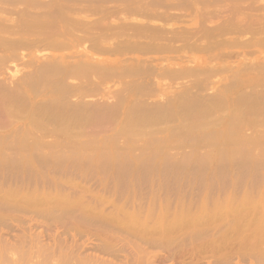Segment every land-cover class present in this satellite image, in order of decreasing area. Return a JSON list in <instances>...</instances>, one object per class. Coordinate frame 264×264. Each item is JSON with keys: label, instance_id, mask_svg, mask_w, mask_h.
Instances as JSON below:
<instances>
[{"label": "rangeland", "instance_id": "obj_1", "mask_svg": "<svg viewBox=\"0 0 264 264\" xmlns=\"http://www.w3.org/2000/svg\"><path fill=\"white\" fill-rule=\"evenodd\" d=\"M260 12L263 14L260 15L261 19L264 16V0H5V2L1 0L0 38L3 39H0V42L2 41L0 44V94L2 90L3 93L6 94L7 91L8 93L7 96L1 94L2 99H0V116H2L0 121H5L2 122V125L0 124V208L3 207L0 209V237L13 239L22 233L31 234V236L39 233L43 235V241L50 242L49 239L53 236L67 238V235V242L74 240L76 243L73 241V244L77 246L84 244L81 254L99 257L103 264H131L132 259L129 254L132 252V243L136 240L134 238L135 234L155 231L163 239L172 236L173 241L176 235L182 237V233L184 235V233L192 232L195 233V237H198V234L196 236L197 229L210 228L208 227L210 225L213 228H217L218 225L223 227L229 221L230 224L232 222V224L235 223L238 226V223L243 219L244 221L247 219L245 222L243 221L244 223L241 222L243 227L247 221L248 226H250L251 220L256 227H260L261 222V225H264L261 221L264 218V125L261 124L264 123V117L261 115L253 116H258L253 125L250 122L251 118L255 121L252 116L243 117L244 123L241 124V120L239 124L237 122L238 125H234V122L230 119L233 117L232 114L235 115L233 113L235 109L233 110L232 106L235 104L233 102H235L236 96L239 95L237 91L241 90L240 92L244 93L246 90L244 93L246 94L250 90L255 93L256 90L264 89V68L260 70L258 66H255L256 60L263 59L264 41L253 43L249 40H253V34H256L252 32L260 29V33H263L264 37V28H262L264 19L260 21V19L255 18L258 17ZM259 25L260 29H258ZM3 26L5 30H3ZM237 28L240 31H237ZM260 33L256 35L262 37ZM50 35L52 36L50 37ZM251 35L253 38H251ZM4 39L9 40L5 42ZM41 39L44 41H41ZM244 40L245 43L247 42L246 44H243ZM33 41L37 44L36 46ZM181 46L182 48H180ZM99 47L101 50H99ZM248 53H251V55ZM43 65L49 67V69ZM243 67L245 70H242ZM256 67L259 69H256ZM36 70H41L39 76ZM258 70H260V73ZM43 71L46 72L43 73ZM56 79L59 80L56 82ZM229 80L232 84H229L230 86H228ZM235 81H238L237 86H235ZM15 84L17 87L19 85L18 90L21 88L18 91L20 92L19 95H17L18 92H15L17 91ZM251 86L253 88H250ZM259 92L255 94H259ZM140 93H142V96ZM12 94L17 95V99L22 94L24 95L22 96L23 99H15L14 102L13 97L11 99L14 104L16 103L15 106L18 102L19 106L22 107L23 105L24 110L26 109L25 113L23 110V114H19L22 109H18L19 106L13 108L14 104L7 106L12 103L9 100L13 96ZM260 94L264 97V90ZM4 96H6V99ZM6 100L10 103L8 104ZM262 101L264 102V100ZM263 102L262 104H264ZM4 103L8 108H11V110L8 109L10 113L13 109L21 110L20 112L17 110L19 115L16 114V116L13 111L12 115L9 113L10 116L6 117L8 112L4 113L6 110V106H3ZM214 103H217L215 105L218 107L214 106ZM42 104L49 109L46 110L44 106H41ZM159 106L160 108H158ZM168 106L170 107L167 108ZM199 108L205 111H201ZM209 108L212 109L209 110ZM52 111L61 112L58 115ZM110 111L112 112L110 113ZM126 112L129 114H126ZM132 112L134 115L131 114ZM199 112L200 114H198ZM46 113L52 119L49 116L47 117ZM30 115L35 116L30 119L28 118L31 117ZM41 115L45 117L42 118ZM55 115L59 116L60 119L59 117L55 119ZM113 116L116 118L113 119ZM158 116L164 117L158 119ZM171 117H174V119ZM259 117L263 120H259L261 123L258 124H261V126L256 125ZM47 118H49V121ZM101 118L106 119L102 120ZM37 119L46 120L44 126L41 125L43 121L40 122ZM98 119L100 120L98 121ZM123 119L128 122H124ZM136 119H142L141 123L137 122ZM166 119H168V122L165 121ZM6 120H8V123H6ZM81 120L82 124H80ZM54 121L59 126L57 124L56 126ZM234 121L236 123L237 120ZM195 122L197 126H195ZM230 122L232 123L231 126ZM134 123H137L136 126ZM178 126H180L179 129ZM55 129H58V132ZM48 130H51L52 134H49L51 132ZM134 131L136 134L133 133ZM182 131H184L183 135L180 134ZM84 132L85 134H83ZM55 133L58 134L53 135ZM169 135L171 136L169 137ZM210 135L213 138L209 137ZM134 139H137V141ZM261 145L263 146L261 147ZM6 146L7 149L4 148ZM12 191L13 193H11ZM10 194L14 195L12 196L13 199ZM245 196L247 199H244ZM228 201H233V204L230 203V205ZM241 201H245V203L243 202L244 206H251L254 203L251 206L252 208L248 207L251 208V211L246 208L243 210ZM249 201L250 204H246ZM71 205L72 207H70ZM232 205H234L233 208L235 206L236 208L241 207L243 212L240 210V214L235 213L239 211V208L238 211L233 212ZM62 207L64 208L62 209ZM76 207L78 208L76 209ZM52 208L57 210L55 209V211ZM61 209L64 214L70 212L68 214L70 216L67 215L70 219L72 218L71 215L74 218L82 215L86 217L85 220L87 218L90 221L93 220L95 225L89 227L90 230H88L82 224L85 222L82 221L83 217H76L81 219L82 227L80 226L79 230L65 228V225L66 227L71 226L67 225L68 218L66 215L63 214L64 217L61 215L63 213ZM212 209H215L214 213ZM220 210L223 217L219 213ZM59 212L63 218L56 217L59 216ZM226 213H229L228 216ZM94 215L95 217H93ZM244 215H247L246 218H244ZM216 217L218 221H216ZM57 218H61V220ZM58 220L65 221V224L60 223ZM101 220L104 221L101 223H106V226H104L106 228L98 226L102 225L99 224ZM198 220L201 222L206 220L204 223L202 222L204 226ZM90 221L88 220V222ZM93 222L91 221V224ZM93 227L99 230L101 228V231L95 229L98 231L95 232L92 229ZM140 227L141 232H139ZM237 229V235H241V232L246 233L243 228L242 231H239L238 227ZM91 231L97 234L99 240H101V236H110L113 243L111 247L114 250L111 247L110 249L115 253L111 252L109 248H107V251H105L106 249L103 251L105 254L95 250V245L100 241L97 240L96 234L92 236ZM229 231H231L229 233L236 236L235 231L234 233H232L233 230L229 229ZM165 232H168L170 236ZM160 233H165L168 237L164 234L163 237ZM172 234L176 235L173 237ZM207 236L204 235V239L202 237L203 242L205 238H209V235ZM113 238H115L114 242ZM185 239L184 243L187 240V243H190L193 238ZM168 240H164L165 245L163 242L161 245L160 243L151 245L152 247L144 245L146 251L154 256L153 264L223 263L213 261L214 259L208 254L209 252L203 254L204 257L196 262V256L192 255L194 253L191 254L189 249L193 246H199L198 244L202 241L199 240V237L195 239L198 244H194L193 239V246L191 244L185 246L186 255L184 257L183 255L180 257V253L175 254V251H173L174 246L170 250L173 243ZM168 242L172 244L169 245ZM166 245L168 249H165L167 248ZM186 248L189 250L188 252ZM198 248L200 249V247ZM195 250L191 252H195ZM170 251H173L174 254L171 257L165 254H169ZM232 259L223 264H250L248 260L239 261L235 257ZM145 260L146 258L143 257L140 264H144ZM69 262L68 264H74L73 261Z\"/></svg>", "mask_w": 264, "mask_h": 264}, {"label": "bare ground", "instance_id": "obj_2", "mask_svg": "<svg viewBox=\"0 0 264 264\" xmlns=\"http://www.w3.org/2000/svg\"><path fill=\"white\" fill-rule=\"evenodd\" d=\"M1 1V0H0ZM9 1V0H8ZM16 1V0H15ZM23 1V0H22ZM4 2H5V0H4ZM26 2V1H25ZM24 2V3H25ZM28 2V1H27ZM29 2H31V1H29ZM35 2V1H34ZM47 2V1H46ZM256 2H258V1H256ZM9 3V2H8ZM12 3H13V1H12ZM36 3H38V2H36ZM11 4V3H10ZM30 4V3H29ZM2 6H3V4H2ZM10 6V5H9ZM29 6V5H28ZM40 6V5H39ZM258 6V5H257ZM5 7V6H4ZM250 7V6H249ZM254 7V6H253ZM261 7V6H260ZM259 7V8H260ZM134 8V7H133ZM6 9H8V8H6ZM111 9V8H110ZM4 10V9H3ZM22 10H24V9H22ZM106 10V9H105ZM113 10V9H112ZM130 10H131V8H130ZM134 10H135V8H134ZM134 10H133V12H134ZM125 11V10H124ZM157 11V10H156ZM256 11V10H255ZM258 11V10H257ZM260 11V10H259ZM4 12H6V10H4ZM11 12V11H10ZM18 12H20V11H18ZM24 12V11H23ZM28 12V11H27ZM48 12V11H47ZM109 12V11H108ZM128 12V11H127ZM162 12V11H161ZM7 13V12H6ZM22 13V12H21ZM29 13V12H28ZM43 13V12H42ZM45 13V12H44ZM43 13V14H44ZM59 13V12H58ZM113 13V12H112ZM115 13V12H114ZM129 13V12H128ZM137 13V12H136ZM158 13V12H157ZM13 14V13H12ZM37 14H39V13H37ZM56 14V13H55ZM162 14H163V12H162ZM199 14V13H198ZM27 15V14H26ZM42 15V14H41ZM57 15V14H56ZM104 15V14H103ZM114 15V14H113ZM182 15V14H181ZM249 15V14H248ZM260 15L262 16L263 14L260 12V13H258V17H255L257 20H259L260 19ZM37 16H39V15H37ZM43 17H44V15H42ZM41 16V17H42ZM47 16V15H46ZM51 16H53V15H51ZM159 16V15H158ZM246 16V15H245ZM252 16V15H251ZM257 16V15H256ZM31 17V16H30ZM33 17V16H32ZM35 17V16H34ZM57 17H58V15H57ZM60 17V16H59ZM148 17V16H147ZM150 18H151V16H149ZM153 17H154V15H153ZM264 17V16H263ZM261 18L262 20L264 19V18ZM62 18V17H61ZM60 18V19H61ZM63 19V18H62ZM261 19H260V21H261ZM1 20H2V17H1ZM3 21V20H2ZM8 21V20H7ZM63 21V20H62ZM190 21V20H189ZM264 21V20H263ZM55 22V21H54ZM199 22V21H198ZM259 22V21H258ZM25 23V22H24ZM28 23H29V21H28ZM44 23H45V21H44ZM52 23V22H51ZM263 23V22H262ZM1 24V23H0ZM34 24V23H33ZM234 24H235V22H234ZM237 24V23H236ZM245 24V23H244ZM252 24V23H251ZM260 24H261V22H260ZM3 25V24H2ZM5 25V24H4ZM28 25V24H27ZM40 25V24H39ZM52 25V24H51ZM51 25H50V27H51ZM220 25V24H219ZM255 25V24H254ZM257 25V24H256ZM11 26V25H10ZM38 26V25H37ZM42 26V25H41ZM146 26V25H145ZM149 26V25H148ZM264 26V25H263ZM262 26V28H264ZM4 27V26H3ZM23 27V26H22ZM27 27V26H26ZM43 27V26H42ZM151 27V26H150ZM149 27V28H150ZM214 27V26H213ZM236 27V26H235ZM238 27H239V25H238ZM243 27V26H242ZM7 28H8V26H7ZM109 28V27H108ZM152 28V27H151ZM222 28V27H221ZM250 28V27H249ZM52 29V28H51ZM153 29H155L154 27H153ZM152 29V30H153ZM161 29V28H160ZM169 29V28H168ZM191 29V28H190ZM243 29H244V27H243ZM258 29H260V25H259V28ZM3 30H5V27H4V29ZM10 30V29H9ZM58 30V29H57ZM109 30V29H108ZM141 30H143V29H141ZM148 30V29H147ZM163 30V29H162ZM165 30H166V28H165ZM205 30V29H204ZM239 29L237 28V31H238ZM1 31H2V29H1ZM37 31V30H36ZM156 31V30H155ZM157 31H158V29H157ZM185 31V30H184ZM187 31V30H186ZM206 31V30H205ZM208 31H209V29H208ZM236 31V32H237ZM240 31V30H239ZM253 31V30H252ZM255 31V30H254ZM260 31H261V29L260 30H257L256 32H252V33H256L257 35H259V33H260ZM3 32V31H2ZM11 32V31H10ZM29 32V31H28ZM31 32V31H30ZM51 32V31H50ZM50 32H48V33H50ZM92 32V31H91ZM233 32V31H232ZM26 33V32H25ZM42 33V32H41ZM48 33H46V34H48ZM56 33V32H55ZM55 33H53V34H55ZM122 33V32H121ZM162 33V32H161ZM208 33V32H207ZM210 33V32H209ZM223 33V32H222ZM226 33V32H225ZM238 33H240V32H238ZM243 33V32H242ZM245 33V32H244ZM251 33V34H252ZM18 34V33H17ZM33 34V33H32ZM36 34V33H35ZM44 34V33H43ZM52 34V35H53ZM57 34V33H56ZM95 34V33H94ZM104 34V33H103ZM231 34V33H230ZM254 35L253 34V37H254V39H255V41H254V39L252 40V39H249L250 40V42H260V43H262L263 41H264V37H263V33L261 34L260 33V36L262 35V37H259V36H257V35ZM52 35H50V37L52 36ZM117 35V34H116ZM183 35V34H182ZM214 35V34H213ZM218 35V34H217ZM222 35V34H221ZM20 36V35H19ZM61 36V35H60ZM80 36V35H79ZM102 36V35H101ZM104 36V35H103ZM128 36V35H127ZM162 36V35H161ZM2 37V36H1ZM58 37V36H57ZM97 37V36H96ZM144 37V36H143ZM160 37V36H159ZM175 37V36H174ZM184 37V36H183ZM187 37V36H186ZM185 37V38H186ZM195 37V36H194ZM197 37V36H196ZM222 37V36H221ZM252 37V35H251V38H253ZM5 38H7V37H5ZM154 38H155V36H154ZM158 38V37H157ZM161 38V37H160ZM164 38H165V36H164ZM163 38V39H164ZM182 38V37H181ZM0 39H3V38H0ZM46 39V38H45ZM103 39V38H102ZM150 39V38H149ZM156 39V38H155ZM5 40V42L7 41V40H9V39H4ZM13 40V39H12ZM16 40H18L17 38H16ZM24 40H25V38H24ZM23 40V41H24ZM30 40V39H29ZM38 40V39H37ZM43 39H41V41H42ZM47 40V39H46ZM171 40V39H170ZM184 40H186V39H184ZM189 40V39H188ZM248 40V41H249ZM259 40V41H258ZM15 41V40H14ZM14 41H12V42H14ZM21 41V40H20ZM20 41H18V42H20ZM32 41V40H31ZM31 41H30V43H31ZM34 41H36V39H34ZM33 41V42H34ZM44 41V40H43ZM53 41V40H52ZM175 41V40H174ZM2 42V41H1ZM1 42H0V44H1ZM4 42V41H3ZM172 42H173V40H172ZM193 42V41H192ZM236 42V41H235ZM17 43V42H16ZM21 43V42H20ZM114 43V42H113ZM152 43V42H151ZM187 43V42H186ZM247 43V42H246ZM245 43V40H244V43L243 44H246ZM264 43V42H263ZM9 44V43H8ZM7 44V45H8ZM18 44V43H17ZM26 44V43H25ZM28 44H29V42H28ZM34 44H35V42H34ZM43 44V43H42ZM96 44V43H95ZM116 44V43H115ZM144 44V43H143ZM142 44V45H143ZM150 44V43H149ZM192 44V43H191ZM190 44V45H191ZM239 44V43H238ZM237 44V45H238ZM250 44V43H249ZM257 44V43H256ZM21 45H22V43H21ZM20 45V46H21ZM37 44H35V46H36ZM39 45V44H38ZM44 45V44H43ZM47 45V44H46ZM50 45V44H49ZM114 45V44H113ZM154 45V44H153ZM160 45V44H159ZM164 45V44H163ZM188 45V44H187ZM248 45V44H247ZM5 46H6V44H5ZM4 46V47H5ZM12 46V45H11ZM24 46V45H23ZM28 46V45H27ZM31 46V45H30ZM34 46V45H33ZM140 46V45H139ZM155 46V45H154ZM166 46V45H165ZM186 46V45H185ZM262 47H263V44L261 45ZM15 47V46H14ZM38 47V46H37ZM41 47V46H40ZM46 47V46H45ZM96 47V46H95ZM141 47V46H140ZM146 47V46H145ZM151 47H152V45H151ZM171 47V46H170ZM192 47V46H191ZM190 47V48H191ZM6 48V47H5ZM18 48V47H17ZM21 48V47H20ZM27 48V47H26ZM100 48V47H99ZM103 48V47H102ZM106 48V47H105ZM139 48V47H138ZM155 48V47H154ZM161 48H162V45H161ZM168 48V47H167ZM180 48H182V46L180 47ZM203 48V47H202ZM3 49V48H2ZM110 49V48H109ZM144 48L142 47V50H143ZM157 49H158V47H157ZM166 49V48H165ZM173 49V48H172ZM193 49H195V48H193ZM198 49V48H197ZM8 50V49H7ZM13 50V49H12ZM16 50V49H15ZM99 50H101V48L99 49ZM136 50H138V49H136ZM153 50V49H152ZM163 50V49H162ZM3 51V50H2ZM17 51V50H16ZM110 51H111V49H110ZM156 51V50H155ZM161 51V50H160ZM159 51V52H160ZM176 51V50H175ZM179 51V50H178ZM195 51V50H194ZM197 51V50H196ZM249 51V50H248ZM141 52V51H140ZM169 52V51H168ZM106 53V52H105ZM146 53V52H145ZM247 53V52H246ZM3 54V53H2ZM248 54H250L251 55V53H248ZM23 55V54H22ZM9 57V56H8ZM11 57V56H10ZM174 57V56H173ZM2 58V57H1ZM169 58V57H168ZM258 59V58H257ZM4 61V60H3ZM25 63V62H24ZM256 64H255V66H258L259 68H260V70H261V68H264V55H263V59H261V60H256V62H255ZM3 64H5V63H3ZM42 64H44V63H42ZM46 64V63H45ZM44 64V65H45ZM1 65V64H0ZM43 65V66H44ZM57 65V64H56ZM55 65V66H56ZM91 65V64H90ZM147 65V64H146ZM250 65H251V63H250ZM247 66V65H246ZM44 67H46V66H44ZM51 67H52V64H51ZM146 67V66H145ZM252 68H254L253 66H251ZM258 67H256V69L258 68ZM3 68V67H2ZM40 68H41V65H40ZM40 68H38V69H40ZM47 68V67H46ZM55 68V67H54ZM57 68V67H56ZM258 68V69H259ZM9 69V68H8ZM47 69H49V67L47 68ZM53 69V68H52ZM58 69H59V67H58ZM63 69V68H62ZM73 69V68H72ZM148 69V68H147ZM146 69V70H147ZM151 69V68H150ZM244 69V67L242 68V70ZM42 70H44V69H42ZM95 70V69H94ZM107 70V69H106ZM143 70V69H142ZM239 70H241V69H239ZM245 70V69H244ZM260 70H258L259 71V73H260ZM56 71V70H55ZM60 71V70H59ZM77 71V70H76ZM79 71V70H78ZM86 71H88V70H86ZM90 71H92V70H90ZM97 71V70H96ZM152 71V70H151ZM177 71V70H176ZM262 71H263V69H262ZM262 71H261V73H262ZM36 72H41V70L40 71H37L36 70ZM46 71H43V73H45ZM51 72H53V71H51ZM61 72V71H60ZM62 72H63V70H62ZM67 72V71H66ZM69 72H70V70H69ZM95 72V71H94ZM108 72V71H107ZM106 72V73H107ZM144 72V71H143ZM154 72V71H153ZM188 72V71H187ZM192 72V71H191ZM234 72V71H233ZM235 72H237V71H235ZM239 72V71H238ZM264 72V71H263ZM4 73H5V71H4ZM58 73V72H57ZM80 73V72H79ZM96 73V72H95ZM94 73V74H95ZM146 73V72H145ZM172 73V72H171ZM174 73V72H173ZM184 73H185V71H184ZM183 73V74H184ZM193 73V72H192ZM26 74V73H25ZM30 74V73H29ZM28 74V75H29ZM41 73H39V74H37L38 76L40 75ZM56 74V73H55ZM69 74V73H68ZM68 74H66V75H68ZM162 74H163V72H162ZM182 74V73H181ZM236 74V73H235ZM36 75V76H37ZM54 75V74H53ZM73 75V74H72ZM110 75V74H109ZM170 75V74H169ZM180 75V74H179ZM178 75V76H179ZM234 75V74H233ZM263 75V74H262ZM94 76V75H93ZM108 76V75H107ZM181 76V75H180ZM238 76V75H237ZM31 77V76H30ZM234 77V76H233ZM42 78H43V76H42ZM71 78H72V76H71ZM85 78V77H84ZM30 79V78H29ZM38 79H39V77H38ZM37 79V80H38ZM45 79V78H44ZM233 79V78H232ZM235 79V78H234ZM263 79V78H262ZM24 80V79H23ZM22 80V81H23ZM59 80V79H58ZM57 79L55 80L56 82L58 81ZM264 80V79H263ZM33 81V80H32ZM40 81V80H39ZM52 81V80H51ZM230 81V80H229ZM239 81V80H238ZM238 81L236 82L235 81V86H237V83H238ZM2 82V81H1ZM19 82H20V80H19ZM38 82V81H37ZM48 82V81H47ZM56 82H55V84H56ZM24 83V82H23ZM33 83V82H32ZM51 83V82H50ZM233 83V82H232ZM240 83V82H239ZM21 84V83H20ZM59 84V83H58ZM66 84V83H65ZM229 84H231V81H230V83H228V86H230ZM234 84V83H233ZM16 85V84H15ZM23 85V84H22ZM62 85V84H61ZM232 85V84H231ZM3 86V85H2ZM59 86H60V84H59ZM65 86V85H64ZM234 86V85H233ZM18 87H19V85H18ZM17 87V85H16V89L18 88ZM61 87V86H60ZM232 87V86H231ZM31 88V87H30ZM145 88V87H144ZM250 88H253L252 86L250 87ZM11 89V88H10ZM15 89V90H16ZM24 89V88H23ZM140 89V88H139ZM249 89V88H248ZM5 90V89H4ZM9 90V89H8ZM20 90H21V88H20ZM20 90H18L17 89V91H15L16 93L18 92V91H20ZM31 90H32V88H31ZM137 90V89H136ZM243 90V89H242ZM264 90V89H263ZM263 90H258V91H260V92H262ZM5 91H7V90H5ZM55 91V90H54ZM142 91V90H141ZM241 91V90H240ZM238 92L237 91V93L239 94L238 96H236V100H234L235 102H233V113H235V115H233L232 113H229L230 115L232 114V118H230L233 122H234V125H238L239 124V122L242 120V118L243 117H248V116H256V115H261L262 117H264V104H262V100H264V97H263V93L262 94H260V92H259V94L257 95V94H255L256 92H258L257 90L255 91V93H253V90H250L248 93H246V94H244L245 92H246V90L244 91V93L243 92ZM32 92H34V91H32ZM52 92H53V88H52ZM143 92V91H142ZM183 92V91H182ZM181 92V93H182ZM186 92V91H185ZM224 92H225V90H224ZM7 93H8V91L6 92V94L5 93H3V90H2V96L3 95H6L7 96ZM22 93V92H21ZM38 93V92H37ZM64 93V92H63ZM237 93H236V95H237ZM1 94H0V99H2V96H1ZM20 94V92H18L17 93V95H19ZM118 94V93H117ZM142 93H140V95H141ZM217 94V93H216ZM13 95V94H12ZM16 95V96H17ZM63 95V94H62ZM66 95H68V94H66ZM119 95V94H118ZM182 95H184V94H182ZM193 95V94H192ZM6 96H4L5 97V99H6ZM16 96H11L10 98H9V100H10V102H12V99H13V102H14V100L15 99H17V97ZM22 96H24L23 94H22ZM22 96H19V98L18 99H20V98H22ZM142 96V95H141ZM163 96V95H162ZM215 96V95H214ZM9 97V96H8ZM7 97V98H8ZM13 97V98H12ZM16 97V98H15ZM119 97V96H118ZM217 97V96H216ZM12 98V99H11ZM120 98V97H119ZM183 98V97H182ZM17 99V100H18ZM23 99V98H22ZM217 99V98H216ZM223 99V98H222ZM191 100V99H190ZM194 100V99H193ZM202 100V99H201ZM209 100H210V98H209ZM1 101V100H0ZM21 101V100H20ZM23 101V100H22ZM45 101V100H44ZM47 101V100H46ZM50 101V100H49ZM49 101H47V102H49ZM57 101V100H56ZM184 101V100H183ZM203 101V100H202ZM211 101V100H210ZM215 101V100H214ZM221 101V100H220ZM219 101V102H220ZM3 102H4V100H3ZM6 102L8 103V100H6ZM5 102V103H6ZM9 102V103H10ZM10 103V105H7V106H11V104L13 105L14 103ZM16 102V101H15ZM43 102V101H42ZM41 102V103H42ZM46 102V103H47ZM51 102V101H50ZM60 102H62L61 100H60ZM135 102V101H134ZM163 102V101H162ZM192 102V101H191ZM195 102H197V101H195ZM223 102V101H222ZM221 102V103H222ZM4 103V104H5ZM8 103V104H9ZM21 103V102H20ZM74 103H76V102H74ZM179 103V102H178ZM225 103V102H224ZM223 103V104H224ZM264 103V102H263ZM2 104V103H1ZM3 104V106L5 107L6 106V104L4 105ZM16 104V103H15ZM15 104H14V106H12L13 108H17L20 104H19V102H18V104L15 106ZM57 104V103H56ZM55 104V105H56ZM115 104V103H114ZM117 104V103H116ZM132 104H133V101H132ZM169 104V103H168ZM185 104V103H184ZM215 104H217V103H214V106H216V107H218L217 105H215ZM220 104V103H219ZM39 105V104H38ZM138 105V104H137ZM191 105V104H190ZM196 105V104H195ZM194 105V106H195ZM209 105V104H208ZM210 105H211V103H210ZM6 106V107H7ZM41 106H44L45 107V105H41ZM49 106V105H48ZM53 106V105H52ZM115 106V105H114ZM132 106V105H131ZM130 106V108H132ZM164 106V105H163ZM179 106V105H178ZM184 106V105H183ZM182 106V107H183ZM188 106V105H187ZM193 106V107H194ZM222 106V105H221ZM235 106V107H234ZM1 107V106H0ZM4 107H2V108H4ZM5 107V111H4V113L5 112H8V109L9 110H11V108H6ZM20 108H18V109H22V111H21V113H19V114H23L22 112H23V110H24V106L22 105V107L21 106H19ZM90 107V106H89ZM102 107V106H101ZM100 107V108H101ZM110 107V106H109ZM108 107V108H109ZM112 107V106H111ZM137 107V106H136ZM135 107V108H136ZM151 107V106H150ZM154 107V106H153ZM170 106H168L167 108H169ZM199 107V106H198ZM198 107H196V108H198ZM202 107V106H201ZM223 107V106H222ZM230 107V106H229ZM38 108V107H37ZM43 108V107H42ZM46 108V110H48L49 108L48 107H45ZM44 108V109H45ZM48 108V109H47ZM53 108H54V106H53ZM59 108H61L60 106H59ZM97 108V107H96ZM108 108H106V109H108ZM128 108V107H127ZM130 108H128V109H130ZM149 108V107H148ZM158 108H160V106L158 107ZM158 108H157V110H158ZM166 108V107H165ZM178 108H180V107H178ZM185 108V107H184ZM189 108V107H188ZM195 108V107H194ZM103 109V108H102ZM115 109V108H114ZM113 109V110H114ZM162 109V108H161ZM172 109V108H171ZM190 109V108H189ZM193 109V108H192ZM200 109V108H199ZM198 109V110H199ZM210 109H212V108H209V110ZM216 109V108H215ZM221 109V108H220ZM3 110V109H2ZM16 109H13L12 110V112L14 111L15 112V115L17 114V115H19L18 113H17V110L15 111ZM26 110V109H25ZM24 110V113L26 112ZM35 110V109H34ZM40 110H41V108H40ZM59 110V109H58ZM63 110V109H62ZM112 110V111H113ZM127 110V109H126ZM131 110V109H130ZM140 110V109H139ZM163 110V109H162ZM180 110V109H179ZM201 110V109H200ZM208 109H207V111H209ZM213 110H214V107H213ZM212 110V111H213ZM218 110V109H217ZM223 110V109H222ZM222 110H220V111H222ZM0 111H1V109H0ZM44 111V110H43ZM109 111V110H108ZM112 111H110V113L112 112ZM118 111V110H117ZM129 111V110H128ZM133 111V110H132ZM156 111V110H155ZM161 111V110H160ZM166 111V110H165ZM168 111H169V109H168ZM191 111V110H190ZM196 111H197V109H196ZM201 111H205V110H201ZM206 111V112H207ZM219 111V110H218ZM231 111V110H230ZM237 111V112H236ZM12 112L10 113V111L8 112V115L6 116V117H9L10 116V114L12 115ZM13 112V113H14ZM42 112V111H41ZM47 112V111H46ZM52 112H54V111H52ZM51 112V113H52ZM56 112V114H58V113H60L61 111H59L58 113H57V111H55ZM54 112V113H55ZM137 112V111H136ZM140 112V111H139ZM152 112V111H151ZM150 112V113H151ZM170 112V111H169ZM172 112V111H171ZM183 112H184V110H183ZM189 112V111H188ZM10 113V114H9ZM36 113H37V111H36ZM43 113V112H42ZM41 113V114H42ZM45 113V112H44ZM53 113V114H54ZM64 113V112H63ZM113 113L115 114V112L113 111ZM128 112H126V114H127ZM129 113H130V111H129ZM128 113V114H129ZM146 113H147V111H146ZM156 113V112H155ZM164 113V112H163ZM162 113V114H163ZM176 113H178V112H176ZM182 113V112H181ZM210 113H213V112H210ZM76 114V113H75ZM80 114H81V112H80ZM109 114V113H108ZM113 114V115H114ZM117 114V113H116ZM119 114V113H118ZM117 114V115H118ZM132 115H134L133 114V112L131 113ZM152 114V113H151ZM158 114H160V113H158ZM162 114H160V115H162ZM166 114V113H165ZM168 114V113H167ZM198 114H200V112L198 113ZM205 114V113H204ZM2 115V114H1ZM14 115V116H15ZM16 115V116H17ZM43 115H45V114H43ZM52 115V114H51ZM58 115H60V114H58ZM78 115V114H77ZM86 116H87V114H85ZM89 115V114H88ZM117 115H114V116H117ZM164 115V114H163ZM206 115V114H205ZM222 115V114H221ZM229 115V116H230ZM4 116H5V114H4ZM31 117H28V118H32V116L33 115H30ZM35 116V115H34ZM33 116V117H34ZM37 116H38V114H37ZM42 116V115H41ZM46 116H47V113H46ZM48 116H49V114H48ZM47 116V117H48ZM96 116V115H95ZM100 116H101V114H100ZM110 116V115H109ZM113 116V119L114 118H116V117H114ZM135 116H136V114H135ZM138 116V115H137ZM145 116V115H144ZM185 116H187V115H185ZM191 116V115H190ZM214 116V115H213ZM257 116V117H258ZM1 117L2 116H0V120H1ZM5 117V118H6ZM13 117V116H12ZM24 117V116H23ZM40 117V116H39ZM43 117H45V116H42V118ZM49 117H51V116H49ZM59 116H56L55 115V119H57ZM80 117V116H79ZM85 117V116H84ZM102 117H104L103 115H102ZM106 117V116H105ZM126 117V116H125ZM143 117V116H142ZM155 117H157V116H155ZM159 117V116H158ZM160 117H164V116H160ZM160 117L158 118V119H160ZM182 117V116H181ZM184 117V116H183ZM192 117V116H191ZM216 117V116H215ZM257 117H253L254 119H255V121H253L252 120V118H251V120H250V122H252L251 124L253 125L255 122H256V119H257ZM4 118V117H3ZM4 118V119H5ZM36 118V117H35ZM34 118V119H35ZM98 118H100L99 116H98ZM108 118V117H107ZM131 118H132V116H131ZM145 118H146V116H145ZM166 118H168V117H166ZM172 118V117H171ZM180 118V117H179ZM234 118V119H233ZM6 119H8V118H6ZM29 119V120H30ZM33 119V118H32ZM41 119V118H40ZM40 119H37V120H39L40 122L41 121H43L42 122V124L41 123H39V124H41L42 126H44V122L46 121V120H40ZM48 119V121H49V118H47ZM51 119H52V117H51ZM51 119H50V121H51ZM59 119H60V117H59ZM59 119H58V122H59ZM72 119V118H71ZM78 119V118H77ZM89 120H90V117L88 118ZM95 120H96V118H94ZM102 119V118H101ZM104 119H106V118H104ZM104 119H102V120H104ZM127 119H128V117H127ZM133 119H135V118H133ZM169 119V118H168ZM168 119H166L165 121H167ZM172 119H174V117L172 118ZM191 119V118H190ZM201 119V118H200ZM210 119V118H209ZM230 119H229V121H230ZM237 120L236 121V123H235V121L234 120ZM244 119V118H243ZM246 119V118H245ZM264 119V118H263ZM9 120V119H8ZM8 120H6L7 122L6 123H8ZM54 120V119H53ZM63 120V119H62ZM74 120V119H73ZM83 120V119H82ZM82 120H81V123L80 124H82ZM86 120V119H85ZM84 120V121H85ZM100 119H98V121H99ZM108 120V119H107ZM111 120V119H110ZM124 120V122L126 121L125 119H123ZM122 120V121H123ZM132 120V119H131ZM137 120V119H136ZM156 120V119H155ZM154 120V121H155ZM186 120H188V119H186ZM192 120H193V117H192ZM191 120V121H192ZM215 120V119H214ZM218 120V119H217ZM239 120V121H238ZM248 121H249V119H247ZM259 120H261V118L259 117L258 118V122L256 123V125L258 124V123H261V122H259ZM55 121H57V120H55ZM55 121H54V123H55ZM72 121V120H71ZM75 121H76V119H75ZM78 121V120H77ZM84 121H83V123H84ZM87 121V120H86ZM98 121H96V122H98ZM106 121V120H105ZM105 121H104V123H105ZM109 121V120H108ZM140 122L141 123V121H142V119L141 120H137V122ZM150 121H152L153 122V120L152 119H150ZM150 121H149V123H150ZM172 121V120H171ZM175 121V120H174ZM189 121V120H188ZM190 121V122H191ZM204 121V120H203ZM216 121V120H215ZM261 121H263V120H261ZM1 123V125H2V122H5L4 120L3 121H0ZM10 122V121H9ZM31 122V121H30ZM53 122V121H52ZM52 122H50V124L52 123ZM67 122V121H66ZM70 122V121H69ZM90 122V121H89ZM95 122V121H94ZM100 122H102V121H100ZM110 122V121H109ZM126 122H128V121H126ZM130 122H132V121H130ZM134 122V121H133ZM144 122H146L145 120H144ZM168 122V121H167ZM186 122V121H185ZM201 122H202V120H201ZM237 122H238V124H237ZM246 122V121H245ZM254 122V123H253ZM36 123V122H35ZM71 123V122H70ZM103 123V122H102ZM112 123H113V121H112ZM147 123H148V121H147ZM180 123H182V122H180ZM193 123H194V121H193ZM205 123H206V121H205ZM208 123V122H207ZM217 123V122H216ZM244 123V121L242 120L241 121V124H243ZM248 123V122H247ZM38 124V125H39ZM48 124V123H47ZM53 124V123H52ZM57 124V122L55 123V125ZM63 124H65V123H63ZM73 124V123H72ZM71 124V125H72ZM77 124H78V122H77ZM80 124H78V125H80ZM85 124V123H84ZM90 124V123H89ZM92 124V123H91ZM96 124V123H95ZM111 124V123H110ZM123 124V123H122ZM125 125H126V123H124ZM128 124H130V123H128ZM128 124H127V126H128ZM135 124V123H134ZM134 124H132V125H134ZM137 124V123H136ZM136 124H135V126H136ZM151 124V123H150ZM159 124H161V123H159ZM177 124H179V123H177ZM231 122H230V126H231ZM250 124V123H249ZM261 124H263L264 125V123H261ZM261 124H258V126H261ZM4 125V124H3ZM7 126H8V124H6ZM37 125V124H36ZM55 125L53 124V126L55 127ZM58 125V124H57ZM56 125V126H57ZM62 125V124H61ZM97 125V124H96ZM104 125V124H103ZM125 125H124V127H125ZM140 125V124H139ZM158 125V124H157ZM156 125V126H157ZM198 125H200V124H198ZM229 125V124H228ZM252 125H250V126H252ZM40 126V125H39ZM41 126V127H42ZM59 126V125H58ZM66 126V125H65ZM69 126V125H68ZM75 126H77V125H75ZM95 126V125H94ZM110 126H112V125H110ZM113 126H114V124H113ZM130 126V125H129ZM138 126V125H137ZM146 126V125H145ZM144 126V127H145ZM148 126V125H147ZM185 126V125H184ZM195 126H197L196 125V122H195ZM201 126V125H200ZM242 126V125H241ZM244 126V125H243ZM53 127V128H54ZM74 127V126H73ZM79 127V126H78ZM78 127L76 128L77 130H78ZM80 127H81V125H80ZM83 127V126H82ZM86 127V126H85ZM84 127V128H85ZM92 127V126H91ZM98 127V126H97ZM133 127V126H132ZM140 127V126H139ZM143 127V128H144ZM160 127V126H159ZM158 127V128H159ZM179 127L180 126H178V129H179ZM186 127V126H185ZM190 127V126H189ZM211 127H212V125H211ZM1 128H2V126H1ZM56 128V127H55ZM58 128V127H57ZM70 128V127H69ZM90 128V127H89ZM122 128V127H121ZM120 128V129H121ZM128 128V127H127ZM127 128H126V130H127ZM135 128V127H134ZM191 128V127H190ZM194 128V127H193ZM197 128V127H196ZM202 128V127H201ZM232 128V127H231ZM236 128V127H235ZM237 128H238V126H237ZM37 129V128H36ZM52 129V128H51ZM59 129V128H58ZM58 129H55V131H57ZM65 129H67V128H65ZM80 129V128H79ZM82 129V128H81ZM93 129V128H92ZM141 129V128H140ZM147 129H148V127H147ZM156 129V128H155ZM154 129V130H155ZM161 129V128H160ZM189 129V128H188ZM227 129H228V127H227ZM53 130V129H52ZM85 130V129H84ZM123 130V129H122ZM184 130V129H183ZM186 130V129H185ZM194 130V129H193ZM192 130V131H193ZM230 130V129H229ZM259 130V129H258ZM263 130V129H262ZM36 131V130H35ZM49 131V130H48ZM72 131H73V128H72ZM104 131H105V129H104ZM125 131V130H124ZM123 131V132H124ZM169 131H171V130H169ZM181 131V130H180ZM188 131V130H187ZM190 131V130H189ZM11 132V131H10ZM16 132V131H15ZM49 132H51V130L49 131ZM58 132V131H57ZM78 132V131H77ZM86 132V131H85ZM85 132L83 133V134H85ZM88 133H89V131H87ZM118 132V131H117ZM120 132H121V130H120ZM119 132V133H120ZM151 132V131H150ZM158 132V131H157ZM156 132V133H157ZM160 132V131H159ZM184 131H182L180 134H182ZM229 132V131H228ZM237 132H238V130H237ZM260 132H261V130H260ZM259 132V133H260ZM17 133V132H16ZM30 133V132H29ZM74 133V132H73ZM87 133V134H88ZM128 133V132H127ZM133 133H135V131L133 132ZM137 133H138V131H137ZM15 134V133H14ZM31 134V133H30ZM33 134V133H32ZM49 134H52V132L51 133H49ZM58 133H55V134H53V135H57ZM71 134V133H70ZM77 134V133H76ZM129 134V133H128ZM136 134V133H135ZM140 134V133H139ZM153 134V133H152ZM172 134V133H171ZM230 134H231V132H230ZM74 135H75V133H74ZM88 135H90V134H88ZM117 135H118V133H117ZM124 135V134H123ZM134 135V134H133ZM144 135V134H143ZM183 135V134H182ZM204 135V134H203ZM213 135V134H212ZM257 135V134H256ZM67 136H69V135H67ZM138 136H140V135H138ZM149 136V135H148ZM148 136H147V139H148ZM171 135H169V137H170ZM178 136V135H177ZM208 136V135H207ZM219 136V135H218ZM251 136V135H250ZM54 137V136H53ZM78 137V136H77ZM125 137H127V136H125ZM130 137V136H129ZM136 137V136H135ZM209 137H212L211 135L209 136ZM23 138V137H22ZM65 138H66V136H65ZM113 138V137H112ZM118 138V137H117ZM139 138V137H138ZM180 138V137H179ZM213 138V137H212ZM257 138H258V136H257ZM68 139V138H67ZM71 139V138H70ZM69 139V140H70ZM119 139V138H118ZM94 140V139H93ZM135 140V139H134ZM140 140V139H139ZM209 140V139H208ZM212 140V139H211ZM245 140V139H244ZM264 140V139H263ZM135 141H137V139L135 140ZM143 141V140H142ZM146 141V140H145ZM155 141H156V139H155ZM161 141V140H160ZM210 141V140H209ZM208 141V142H209ZM234 141V140H233ZM232 141V142H233ZM239 141V140H238ZM252 141V140H251ZM148 142V141H147ZM249 142H250V140H249ZM132 143V142H131ZM177 143V142H176ZM187 143H188V141H187ZM252 143H253V141H252ZM114 144V143H113ZM146 144V143H145ZM215 144V143H214ZM213 144V145H214ZM239 144H240V142H239ZM243 144H244V141H243ZM147 145V144H146ZM233 145V144H232ZM243 146V145H242ZM258 146V145H257ZM263 145H261V147H262ZM3 147V146H2ZM134 147V146H133ZM143 147V146H142ZM146 147V146H145ZM192 147V146H191ZM212 147V146H211ZM4 148H6L7 149V146L6 147H4ZM8 148H10V147H8ZM230 148V147H229ZM260 148V147H259ZM160 149H161V147H160ZM234 149H235V147H234ZM262 149V148H261ZM264 149V148H263ZM262 149V150H263ZM234 151V150H233ZM264 151V150H263ZM156 152V151H155ZM160 152H161V150H160ZM220 152V151H219ZM222 152V151H221ZM234 152H236V151H234ZM259 152H260V150H259ZM226 153V152H225ZM264 153V152H263ZM1 154V153H0ZM220 154V153H219ZM247 154V153H246ZM155 155V154H154ZM234 155V154H233ZM239 155V154H238ZM231 156V155H230ZM233 161V160H232ZM81 189V188H80ZM87 189H89V188H87ZM89 191V190H88ZM11 193H13V191L11 192ZM15 193V192H14ZM7 194V193H6ZM5 194V195H6ZM248 194V193H247ZM246 194V195H247ZM9 195V194H8ZM57 195V194H56ZM244 195V194H243ZM254 195V194H253ZM252 195V196H253ZM10 196H11V198H12V196H14L13 194L11 195L10 194ZM23 196V195H22ZM45 196V195H44ZM231 196V195H230ZM251 196V197H252ZM263 196V195H262ZM243 197V196H242ZM246 197V196H245ZM244 197V199H247V197L245 198ZM256 197H257V195H256ZM6 198V197H5ZM4 198V199H5ZM16 198V197H15ZM21 198V197H20ZM23 198V197H22ZM21 198V199H22ZM25 198V197H24ZM237 198V197H236ZM13 199V198H12ZM231 199V198H230ZM242 199V198H241ZM249 199V198H248ZM250 199H252V198H250ZM263 199V198H262ZM7 200V199H6ZM62 200V199H61ZM67 200V199H66ZM66 200H64V201H66ZM236 200V199H235ZM243 200V199H242ZM255 200V199H254ZM8 201V200H7ZM12 201V200H11ZM22 201V200H21ZM40 201V200H39ZM225 201V200H224ZM224 201H223V204H224ZM246 202H247V200H245ZM245 201H241L242 202V205H241V207L243 208V210H244V208H246V209H248V210H250L252 207V205L254 204L253 202H251V203H253L250 207L251 208H248L249 206H247V205H243V202L245 203ZM51 202V201H50ZM52 202H55V201H52ZM68 202V201H67ZM233 201H231V202H229L228 201V203L230 204V203H232ZM236 202V201H235ZM258 202V201H257ZM264 202V201H263ZM25 203H27V202H25ZM31 203V202H30ZM45 203V202H44ZM66 203V202H65ZM71 203V202H70ZM69 203V204H70ZM32 204V203H31ZM36 204H37V202H36ZM42 204H43V202H42ZM49 204H51V203H49ZM48 204V205H49ZM72 204H74V203H72ZM77 204V203H76ZM83 204V203H82ZM228 204V205H229ZM233 204V203H232ZM246 204H250V201H249V203H246ZM4 205V204H3ZM35 205V204H34ZM52 205V204H51ZM75 205V204H74ZM231 205V204H230ZM229 205V206H230ZM236 205V204H235ZM258 205V204H257ZM1 206V205H0ZM6 206V205H5ZM10 206V205H9ZM37 206V205H36ZM42 206V205H41ZM45 206V205H44ZM63 206H64V204H63ZM222 206V205H221ZM233 206L234 205H232V208H233ZM236 206H239V205H236ZM236 206H235V208H233V212H235V211H238V212H235V213H238V214H240V210H241V207L239 208V207H237L236 208ZM244 206V207H243ZM259 206V205H258ZM258 206H256L257 208H258ZM33 207V206H32ZM53 207V206H52ZM67 207L69 208V206L67 205ZM70 207H72V205L70 206ZM85 207V206H84ZM215 207V206H214ZM220 207V206H219ZM255 207V208H256ZM263 207H264V204H263ZM3 208V207H2ZM2 208H0V209H2ZM5 208V207H4ZM57 208V207H56ZM55 208V209H56ZM64 207H62V209H63ZM78 207H76V209H77ZM80 208H82V206H80ZM86 208V207H85ZM84 208V209H85ZM239 208V209H238ZM256 208V209H257ZM18 209H19V207H18ZM24 209V208H23ZM28 209V208H27ZM35 209V208H34ZM41 209V208H40ZM39 209V210H40ZM43 209V208H42ZM52 209H54V208H52ZM54 209V210H55ZM62 209H61V211H62ZM75 209V208H74ZM73 209V210H74ZM219 209V208H218ZM231 209V208H230ZM238 209V210H237ZM246 209H245V211H246ZM32 210V209H31ZM57 210V209H56ZM55 210V211H56ZM70 211L72 210V209H69ZM83 210V209H82ZM213 210V213H214V210L215 209H212ZM221 210H223V209H221ZM221 210L219 211V213H221L222 214V217H223V213L221 212ZM232 210V209H231ZM230 210V211H231ZM243 210H241L242 212H243ZM7 211V210H6ZM9 211V210H8ZM7 211V212H8ZM11 211V210H10ZM24 211V210H23ZM27 211V210H26ZM60 211V212H61ZM75 211V210H74ZM85 211V210H84ZM84 211H82L83 213H84ZM251 211V210H250ZM31 212V211H30ZM33 212V211H32ZM36 212V211H35ZM48 212V211H47ZM46 212V213H47ZM60 212H59V216H56V217H64V215H66V217H67V215L70 213H68V214H64V211H62L63 213L60 215ZM68 212V211H67ZM76 212V211H75ZM255 212V211H254ZM3 213V212H2ZM38 213V212H37ZM49 213H50V211H49ZM52 213V212H51ZM57 213V212H56ZM56 213H53V214H56ZM66 213V212H65ZM82 213V214H83ZM203 213V212H202ZM212 213V214H213ZM248 213V212H247ZM259 213V212H258ZM35 214V213H34ZM39 214V213H38ZM64 214V215H63ZM211 214V215H212ZM220 214V215H221ZM227 214V213H226ZM229 214V213H228ZM228 214H227V216H228ZM234 214V213H233ZM246 214V213H245ZM10 215V214H9ZM28 215V214H27ZM51 215V214H50ZM210 215V216H211ZM38 216V215H37ZM40 216V215H39ZM41 216H42V214H41ZM48 216H49V214H48ZM68 216H70V215H68ZM103 216V215H102ZM210 216H208L209 218H210ZM243 216V215H242ZM245 216V215H244ZM247 216V215H246ZM246 216L244 217V218H246ZM249 216V215H248ZM1 217V216H0ZM7 217V216H6ZM50 217V216H49ZM51 217H54V216H51ZM62 217V218H63ZM65 217V218H66ZM71 219L70 218H68V223H67V225H69V226H71V227H66V225L64 226V225H62V226H64L65 228H70V229H73V228H75V230L76 229H78L79 230V228H80V226L82 227V224H83V226H86V228L88 229L89 227H92V225L94 226L95 224V222H93V220H91L93 223L91 224V221H90V219H88L87 218V220H85L86 219V217H84V216H80V215H78V216H75V218H74V216H72L71 215ZM76 217H83L84 218V220H83V218H82V221L86 224H84V223H82V221H81V219H79V218H76ZM89 217H90V215H89ZM93 217H95V215L93 216ZM96 217H98V216H96ZM196 217V216H195ZM212 217H213V215H212ZM221 217V216H220ZM219 217V218H220ZM236 218H238L237 216H235ZM234 217V218H235ZM239 217H240V215H239ZM44 218H46V217H44ZM48 218V217H47ZM66 218V219H67ZM92 218V217H91ZM198 218V217H197ZM202 218H203V216H202ZM202 218H201V220H202ZM3 219V218H2ZM11 219V218H10ZM19 219V218H18ZM50 219V218H49ZM49 219H48V221H49ZM52 219V218H51ZM57 219H60L61 220V218H57ZM70 219V220H69ZM79 219V220H78ZM93 219V218H92ZM99 219H100V217H99ZM104 219V218H103ZM108 219H110V218H108ZM196 219V218H195ZM198 219H200V218H198ZM213 219V218H212ZM216 221H218V218L216 217ZM264 218H262V220L261 221H263V223H264V220H263ZM23 220V219H22ZM63 220V219H62ZM88 220L90 221V222H88ZM95 220V219H94ZM214 220V219H213ZM239 220V219H238ZM237 220V221H238ZM247 219H245V221H246ZM21 221V220H20ZM25 221V220H24ZM59 221V220H58ZM57 221V222H58ZM99 221V220H98ZM199 221V223L201 222L200 220H198ZM206 220H204V222H205ZM208 221H209V219H208ZM207 221V222H208ZM223 221V220H222ZM244 221V219L241 221L242 223H244L243 222ZM260 221V220H259ZM2 222V221H1ZM6 222V221H5ZM23 222V221H22ZM60 223H62L63 221H59ZM101 222H104L103 220H101L100 222H99V224H102V225H98L97 223H96V226L98 225V226H100L101 228H102V226L104 227V226H106V223H101ZM105 222H106V220H105ZM114 222H115V220H114ZM203 222V221H202ZM201 222V223H202ZM203 222V223H204ZM210 222V221H209ZM240 222V221H239ZM241 222L240 223H238V226L234 223V224H232V222H231V224H230V221H229V223L227 224V223H225L226 225H223V227H219V225L217 226V228H213L211 225L210 226H208V227H210V228H206L205 227V229H200V230H196L198 233H196V236H197V234H198V237H199V240H202V237L205 235L206 237H208L207 235H209V238H205V241L203 242V240L201 241V243L200 244H198V243H196V241H195V239L196 238H198V237H195L194 235H195V233H184V235H183V233H182V237H177L178 235H176V237H175V239L173 238V241H172V236H170L169 235V233L168 232H165L166 234H168L169 236H170V238H165L166 240H168V239H170V240H168V241H171V242H168L169 243V245L170 244H172L171 245V247L168 245V243H166L167 245H168V247H170V250H172L171 248H173L172 246H174L175 248H173L174 250L173 251H175V254H177V253H180L179 255H180V257H182L181 255H183V257H184V255H186L185 253H186V251H184L185 250V246H188V244H193V239H194V244H198L199 246L198 247H200V249L197 247V246H193L192 248H190L189 250H191V251H194L196 248H198V249H196L195 250V252H191L190 251V253L192 254V253H194V254H192V255H195L196 256V258H195V256H193L194 258H195V260H196V262L198 261V260H200V258L201 257H204L203 256V254H207V252H209L208 254L211 256V257H213V261H215V262H223V263H227V262H229V261H231V259L233 258L234 259V257L235 258H237V260H239V261H243V260H248L249 262H250V264H264V225H261L262 224V222L260 223V227H256L255 226V224L253 223V221L251 220V223H252V225H251V223H250V226H248V221H247V223L246 224H244V227L242 226V224H241ZM256 222H257V220H256ZM255 222V223H256ZM20 223V222H19ZM49 223V222H48ZM64 224H65V221L63 222ZM82 223V224H81ZM90 223V224H89ZM199 223H198V225H199ZM203 223H202V225H203ZM2 224H4V223H2ZM52 224V223H51ZM105 224V225H104ZM119 224V223H118ZM207 224V223H206ZM210 224V223H209ZM211 224L213 225V223L211 222ZM239 224H240V226H239ZM254 224V225H253ZM257 224H258V222H257ZM6 225H7V223H6ZM45 225V224H44ZM156 225V224H155ZM248 226V227H246V226ZM8 226V225H7ZM51 226V225H50ZM118 226H120V225H118ZM122 226V225H121ZM132 226V225H131ZM130 226V227H131ZM204 226V225H203ZM242 226V227H241ZM251 226H254V227H251ZM35 227V226H34ZM59 227V226H58ZM99 227V228H100ZM108 227H109V225H108ZM107 227V229H109L110 230V228H108ZM114 227V226H113ZM113 227H112V229H113ZM145 227V226H144ZM198 227V226H197ZM237 227L239 228V231L241 230L242 231V228H243V231L244 230H246V233H243V232H241V235H237V231H236V229H237ZM246 227V228H245ZM46 228V227H45ZM49 228V227H48ZM65 228H63V229H65ZM85 228V227H84ZM85 228V229H86ZM101 228H100V230H99V232L101 231ZM104 228H106V227H104ZM118 228V227H117ZM135 228H137V227H135ZM145 228H147V227H145ZM155 228H156V226H155ZM155 228H154V230H155ZM188 228V227H187ZM199 228V227H198ZM228 228V229H227ZM232 228V229H231ZM233 228H235V229H233ZM245 228V229H244ZM83 229V228H82ZM81 229V230H82ZM84 229V230H85ZM86 229V230H87ZM93 229V231H95V232H98V231H96L95 229H94V227L92 228ZM91 229V230H92ZM106 229V230H107ZM120 229V228H119ZM127 229V228H126ZM139 229V228H138ZM185 229V228H184ZM194 229H196V228H194ZM229 229L230 230H233V232L232 233H234V231L236 232V233H234V234H236V236H234V235H232L231 233H229V232H231V231H229ZM47 230V229H46ZM49 230V229H48ZM67 230V229H66ZM74 230V231H75ZM85 230V231H86ZM88 230H90V229H88ZM130 230V229H129ZM146 230V229H145ZM238 230V229H237ZM102 231H104V230H102ZM108 231V230H107ZM123 231V230H122ZM183 231V230H182ZM191 231V230H190ZM43 232H45V231H43ZM63 232V231H62ZM65 232H67V231H65ZM88 232V231H87ZM139 232H141V227H140V231ZM193 232H195L194 230H193ZM61 233V232H60ZM77 233H79V232H77ZM91 233H92V231H91ZM104 233H106L105 231H104ZM103 233V234H104ZM165 233H163L164 235H166ZM44 234V233H43ZM65 234H67V233H65ZM93 235L92 236H95L94 234H96V233H92ZM114 234V233H113ZM158 234V233H157ZM156 234V232L154 231V232H152V231H148V232H142V233H139V234H135L134 235V238L136 239V240H134L133 241V246H132V252L129 254V255H131V261H130V259H128V261H130V262H132L131 264H138V262H139V264H140V262H142V258L143 257H145L146 258V260H145V262H144V264H153V260H154V256L152 255V254H149L147 251H146V245L147 246H151V245H154V244H156L157 245V243H160V239H162L161 240V243L163 242V244L165 245V243H164V240L165 239H163V238H161V236H159V235H157ZM162 233H160V235H163ZM171 234V233H170ZM189 234H190V236H189ZM230 234V235H229ZM242 234H244V235H242ZM34 235V234H33ZM31 236V234L29 235V234H25V233H22L21 235H18V236H15V238H13V239H8V238H5V237H0V264H68V262L69 261H73L74 262V264H103V262L101 261V258L99 259V257H96V256H94V255H88V254H81V250L83 251V249H84V244L82 243L81 245H75V244H73V241L72 240H69L70 242H67V238H68V236L66 235V237L67 238H65V237H62V238H59V237H57V235L56 236H53V237H51V239H49V241L50 242H48V241H46V240H44L43 241V239H42V236L43 235H41V234H35L34 236ZM69 235V234H68ZM164 235H163V237H164ZM168 235H166L167 237H168ZM173 235V234H172ZM175 235H173V237L175 236ZM200 235V236H199ZM203 235V236H202ZM1 236V235H0ZM181 236V235H180ZM202 236V237H201ZM96 237L98 238V236H97V234H96ZM117 237V236H116ZM78 238H80V237H78ZM96 238V239H97ZM118 238V237H117ZM185 238H190V239H192L191 241L192 242H190V243H187L188 242V240H187V242L186 243H184L185 242ZM100 239L101 240H99V238L97 239L98 241H100L99 243H97L96 245H95V247H94V249L95 250H98V251H100L101 253L105 250V251H107V248H109V250H111V252H114V251H112V238L110 237V236H101L100 237ZM114 240H113V242L115 241V238H113ZM132 239V238H131ZM178 239H180V240H178ZM185 239V240H184ZM190 239H189V241H190ZM203 239H204V237H203ZM119 240V239H118ZM121 240V239H120ZM119 240V241H120ZM198 240V241H199ZM137 241V242H136ZM175 241V242H174ZM72 242V243H71ZM75 243H76V241H74ZM129 242V241H128ZM161 243H160V245H161ZM162 244V245H163ZM185 244H187V245H185ZM145 245V246H144ZM167 245H166V247H167ZM176 245V246H175ZM110 247L112 248V249H110ZM152 247V246H151ZM159 247V246H158ZM168 247L167 248H165V249H168ZM123 248V247H122ZM155 248V247H154ZM164 248V247H163ZM189 248V247H188ZM195 248V249H194ZM152 249V248H151ZM187 249V248H186ZM114 250V249H113ZM188 249H187V252L189 251ZM117 251H119V250H117ZM169 251V250H168ZM173 251H170V252H168L169 254H167V253H165L167 256H169L170 255V257L172 256V254H173ZM177 251V252H176ZM167 252V251H166ZM104 254H105V252H103ZM115 253V252H114ZM113 253V254H114ZM112 254V255H113ZM190 254V255H191ZM152 255V256H151ZM174 255V254H173ZM208 255V256H209ZM113 256H115V255H113ZM165 256V255H164ZM166 256V257H167ZM208 256H206V257H208ZM112 257V256H111ZM121 257V256H120ZM175 257H176V255H175ZM175 257H174V259H175ZM188 258H189V256H188ZM123 259V258H122ZM158 259V258H157ZM232 259V260H233ZM167 260V259H166ZM127 261V262H128ZM191 261V260H190ZM212 261V262H213ZM246 261H244V262H246ZM157 262V261H156ZM160 262V261H159ZM162 262V261H161ZM186 263H187V261H185ZM184 262V263H185ZM195 262V261H194ZM70 263V262H69ZM122 263V262H121ZM179 263V262H178ZM222 263V264H223ZM110 264V263H109ZM113 264V263H112ZM128 264H130V263H128ZM196 264V263H195ZM198 264H199V262H198ZM212 264V263H211ZM216 264V263H215ZM229 264V263H228Z\"/></svg>", "mask_w": 264, "mask_h": 264}]
</instances>
